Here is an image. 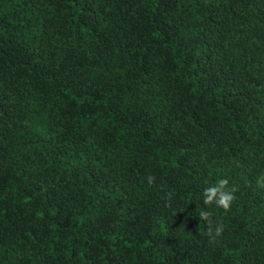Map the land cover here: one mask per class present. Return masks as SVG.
I'll use <instances>...</instances> for the list:
<instances>
[{
	"label": "trees",
	"instance_id": "1",
	"mask_svg": "<svg viewBox=\"0 0 264 264\" xmlns=\"http://www.w3.org/2000/svg\"><path fill=\"white\" fill-rule=\"evenodd\" d=\"M0 264H264V0H0Z\"/></svg>",
	"mask_w": 264,
	"mask_h": 264
},
{
	"label": "clouds",
	"instance_id": "2",
	"mask_svg": "<svg viewBox=\"0 0 264 264\" xmlns=\"http://www.w3.org/2000/svg\"><path fill=\"white\" fill-rule=\"evenodd\" d=\"M218 183L222 188H226L228 182L227 180H221ZM234 191L235 189H232L231 191H226V193L219 199V201L216 202V204L220 207H223L224 209H228L230 203L234 199V196L232 194V192ZM211 201H212V196L210 195L208 201H205V203L209 204L211 203ZM221 232H222V227L216 229V235H220Z\"/></svg>",
	"mask_w": 264,
	"mask_h": 264
}]
</instances>
